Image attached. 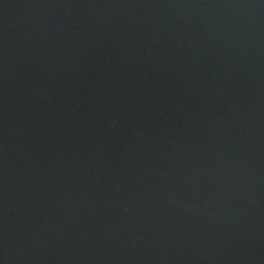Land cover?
I'll return each instance as SVG.
<instances>
[{
    "label": "water",
    "instance_id": "obj_1",
    "mask_svg": "<svg viewBox=\"0 0 264 264\" xmlns=\"http://www.w3.org/2000/svg\"><path fill=\"white\" fill-rule=\"evenodd\" d=\"M0 264H264V0H0Z\"/></svg>",
    "mask_w": 264,
    "mask_h": 264
}]
</instances>
